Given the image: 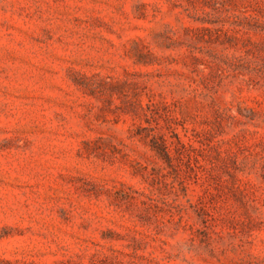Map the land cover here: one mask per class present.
<instances>
[{"label":"rangeland","instance_id":"374dc122","mask_svg":"<svg viewBox=\"0 0 264 264\" xmlns=\"http://www.w3.org/2000/svg\"><path fill=\"white\" fill-rule=\"evenodd\" d=\"M0 264H264V0H0Z\"/></svg>","mask_w":264,"mask_h":264}]
</instances>
